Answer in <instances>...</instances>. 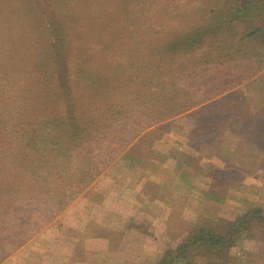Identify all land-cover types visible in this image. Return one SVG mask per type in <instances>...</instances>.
<instances>
[{"label":"rangeland","instance_id":"rangeland-1","mask_svg":"<svg viewBox=\"0 0 264 264\" xmlns=\"http://www.w3.org/2000/svg\"><path fill=\"white\" fill-rule=\"evenodd\" d=\"M243 5L0 0V264H264Z\"/></svg>","mask_w":264,"mask_h":264},{"label":"trees","instance_id":"trees-1","mask_svg":"<svg viewBox=\"0 0 264 264\" xmlns=\"http://www.w3.org/2000/svg\"><path fill=\"white\" fill-rule=\"evenodd\" d=\"M244 3L240 9L237 11H233V15L237 17V20L243 21L240 23L241 27L246 26V31L244 30V34L246 35L245 44H247L248 51H250V47H254L260 50V54L256 55V59L254 61H250L247 63L248 66L255 65L256 63L261 64V66L256 65V70L262 68V64L264 63V19L262 23H256L253 20V11L259 10L258 6L263 7L264 0H240ZM259 13V11H258ZM254 23H253V22ZM245 22V23H244ZM242 24L244 26H242ZM253 48V49H254ZM256 49H254L255 51Z\"/></svg>","mask_w":264,"mask_h":264}]
</instances>
